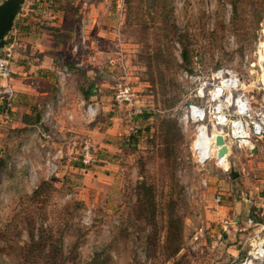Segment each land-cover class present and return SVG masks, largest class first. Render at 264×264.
<instances>
[{
	"label": "rangeland",
	"instance_id": "obj_1",
	"mask_svg": "<svg viewBox=\"0 0 264 264\" xmlns=\"http://www.w3.org/2000/svg\"><path fill=\"white\" fill-rule=\"evenodd\" d=\"M27 1L8 37L13 53L27 13L32 32L68 42L55 49L56 65L67 69L62 92L54 76L46 82L49 122L61 124L45 149L63 160L46 178L40 155L15 153L30 143L39 150L42 140L0 146L17 167L5 169L0 158V264H93L98 255L102 264H238L264 240V215L250 227L230 215L224 227L222 206L258 201L264 173L239 151L228 173L214 163L202 169L191 150L195 129L179 118L192 89L218 69H233L247 86L264 81V0ZM124 88L129 103L120 99ZM250 91L257 105L263 91ZM67 105L80 111L72 117ZM88 105L97 110L93 121L84 116ZM84 141L94 148L90 164ZM222 180V195L209 189ZM33 230V243L42 237L46 245L34 252Z\"/></svg>",
	"mask_w": 264,
	"mask_h": 264
},
{
	"label": "built area",
	"instance_id": "obj_2",
	"mask_svg": "<svg viewBox=\"0 0 264 264\" xmlns=\"http://www.w3.org/2000/svg\"><path fill=\"white\" fill-rule=\"evenodd\" d=\"M264 41V28L262 30ZM9 42V41H8ZM10 43V42H9ZM260 56V52L258 53ZM258 58V64H259ZM14 60L13 47L9 44L7 48L0 51V99L6 98L8 101L15 99L16 92L12 84V64ZM245 64L255 66V63H249L248 57H245ZM67 75V69H62L58 72V77L61 78ZM186 78L192 79V76L187 72L184 74ZM62 92V86H60ZM246 88H254L263 91V96L257 105H254L253 97L246 93ZM194 100L188 103L184 109L179 122L181 125H190L195 129V139L192 145V152L197 164L205 169L208 163L220 170L228 172L229 158L232 151H242L247 156H252V151L256 147V143L264 139V81L246 85L236 71L231 68H221L211 73L210 81L199 85V88L192 89ZM120 99L123 103H129L131 99V91L124 88L119 92ZM85 106V105H84ZM96 107L88 105L84 109L85 119L93 121L96 117ZM52 115L50 106L45 109L43 123L47 122ZM41 139L47 144L53 142V139L45 134L41 128H37ZM222 137L224 146L227 148V154L222 159H218V151L222 147L216 145L217 137ZM206 140L201 149H198V141ZM208 142V143H207ZM44 146V151L41 154L43 168L40 171L45 174L46 178L51 177L57 171V160L62 159L60 153H51L50 149ZM93 146L89 141H84L82 144L83 163L90 164ZM21 154L26 153L25 146L19 148ZM55 153V154H54ZM63 160V159H62ZM205 171V170H204ZM36 168H31V173L37 174ZM203 186L206 187V180L203 181ZM217 203L221 199L217 198ZM228 222H225V226ZM246 225L257 226L258 224L249 218ZM252 245V250L247 252L238 264H261L264 263V240Z\"/></svg>",
	"mask_w": 264,
	"mask_h": 264
},
{
	"label": "crops",
	"instance_id": "obj_3",
	"mask_svg": "<svg viewBox=\"0 0 264 264\" xmlns=\"http://www.w3.org/2000/svg\"><path fill=\"white\" fill-rule=\"evenodd\" d=\"M27 2L28 1H26V3ZM30 12H32V10ZM22 17L23 19L19 25L18 32L21 37H24L22 38L24 42H21V44H19L20 46L15 50L12 64V84L16 96L15 99L11 101H8L6 98L0 99V146L6 143L9 145L17 138L19 140L30 138V141L33 143L36 141V138L41 141V135L38 134L37 128H41L47 135H52L61 124V121L54 123L52 120L49 122V119L45 123L42 121L44 120L46 107L50 106L53 108L49 103L54 95L52 96L46 82H48L50 76H54L60 88V86L63 87V82L66 78L63 76L60 80L58 77V72L62 69H66V67L60 68V66L56 65L55 62L57 61V58L55 49L61 51V48H58L57 46H62L68 42L63 38H59L58 35L55 37L47 36L45 38L43 34H39L37 31L32 32L35 25L33 17H29L28 13ZM60 27L62 28V26H58L57 28ZM53 100L54 99H52V101ZM53 105L56 106L55 104ZM68 107L69 105H67L65 109H70L72 117L76 115V111H80L78 107ZM52 116L54 117V111L52 112ZM16 129L18 132H9L10 130ZM42 141L45 145L46 142L44 140ZM44 145H41V148L38 150V148L35 149L30 143V147L26 149V153L33 152L35 155L41 156V154L45 152ZM17 149L15 150V153L19 152ZM255 149L256 153L253 154L252 151V156H250L251 158L253 157L252 161L255 166L254 168L258 173H264V139L256 143ZM233 152L234 151H232V154ZM239 152L244 154L245 157H249L244 152ZM229 167L231 169L230 160ZM226 182V180L219 181L218 185L210 187L209 189L218 193V195H222L219 193V187L223 186ZM256 190L259 189L257 188ZM227 196L230 198L231 194H228ZM230 201V205L222 206V209L227 212L226 214L223 211L226 215V221L229 220L230 215H233L235 216V222L240 224L242 221H245L246 224V221L249 218L254 219V215H264V194L260 195L258 201H252L250 198L233 200V202L232 200Z\"/></svg>",
	"mask_w": 264,
	"mask_h": 264
},
{
	"label": "water",
	"instance_id": "obj_4",
	"mask_svg": "<svg viewBox=\"0 0 264 264\" xmlns=\"http://www.w3.org/2000/svg\"><path fill=\"white\" fill-rule=\"evenodd\" d=\"M27 0H4L0 3V51L9 46L8 37L11 34L14 24L19 15L22 13V9ZM205 140L200 139L198 141V149H201ZM216 145L222 147L218 151L217 158L222 159L227 154V148L224 146V140L222 137H217ZM256 153V149L253 150V154Z\"/></svg>",
	"mask_w": 264,
	"mask_h": 264
},
{
	"label": "trees",
	"instance_id": "obj_5",
	"mask_svg": "<svg viewBox=\"0 0 264 264\" xmlns=\"http://www.w3.org/2000/svg\"><path fill=\"white\" fill-rule=\"evenodd\" d=\"M182 59H183V61H184L185 63H189V57H188V53H187V52L184 51V52L182 53ZM0 110H1V109H0ZM0 158H1V160H6V162H7V163L5 162L4 164L1 163V164H3V166L5 167V169H6L7 166H8V167H14V168H17L16 165H12V166H11V163H10L11 160H8V159H7L6 153H5L4 151H2L1 149H0ZM9 163H10V166H9ZM42 184H43V183H42ZM39 190H40V188L38 187V188L33 192V195H37L38 192H39ZM224 204H225V203H224ZM228 205H230V203H226L224 206H228ZM29 237H30V241L32 242L31 244H34V245H33V252L36 251L35 249H43L44 247H46V245L41 246L42 241H44L42 237H39V238L37 239V242H36V243H33V242H34V238H35V236H34V230L29 234ZM36 245H37L38 247H36ZM93 264H102L99 255H98V257H95V258H94Z\"/></svg>",
	"mask_w": 264,
	"mask_h": 264
},
{
	"label": "bare ground",
	"instance_id": "obj_6",
	"mask_svg": "<svg viewBox=\"0 0 264 264\" xmlns=\"http://www.w3.org/2000/svg\"><path fill=\"white\" fill-rule=\"evenodd\" d=\"M261 54L263 55V58L261 59V63H264V43L262 45V51H261ZM262 69L264 71V65L262 66ZM206 143V140L204 142V144ZM208 143V142H207ZM222 161H224V158L222 159Z\"/></svg>",
	"mask_w": 264,
	"mask_h": 264
}]
</instances>
